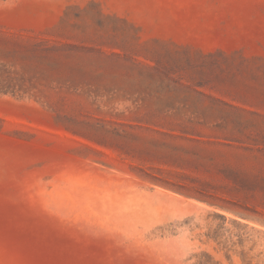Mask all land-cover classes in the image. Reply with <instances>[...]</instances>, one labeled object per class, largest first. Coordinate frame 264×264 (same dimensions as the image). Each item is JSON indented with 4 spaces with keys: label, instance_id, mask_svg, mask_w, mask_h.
I'll return each instance as SVG.
<instances>
[{
    "label": "rangeland",
    "instance_id": "374dc122",
    "mask_svg": "<svg viewBox=\"0 0 264 264\" xmlns=\"http://www.w3.org/2000/svg\"><path fill=\"white\" fill-rule=\"evenodd\" d=\"M0 264H264V0H0Z\"/></svg>",
    "mask_w": 264,
    "mask_h": 264
}]
</instances>
